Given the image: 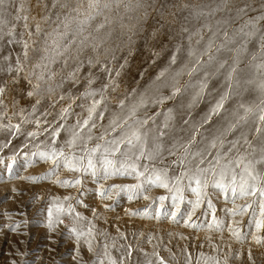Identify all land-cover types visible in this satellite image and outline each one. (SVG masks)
I'll return each mask as SVG.
<instances>
[{"label":"snow or ice","instance_id":"1","mask_svg":"<svg viewBox=\"0 0 264 264\" xmlns=\"http://www.w3.org/2000/svg\"><path fill=\"white\" fill-rule=\"evenodd\" d=\"M116 2L119 3V0ZM36 6L41 15L34 25L35 32L29 30L27 39L24 38L23 32L17 38L15 25L9 27L6 33L3 32V27H0V37L6 35L8 45L22 47V52L15 53L14 63L11 52L0 56V73L11 77L9 81H0V95L9 90V84L13 86V90L19 88V94L12 97L11 114L8 113L4 100L0 99V107L3 109L0 111V133L5 135V139L0 141V165H4L11 174L21 158L24 167L36 157L51 161L57 167L63 163L65 168L74 169L77 175L71 180L58 179L56 183L74 185H82L83 180L79 175L81 172L90 174L94 180L100 179L101 175L105 179L115 175H135V184L97 185L95 192L101 197L108 193L115 199L122 189H135L142 193L145 186L162 187L171 195L169 219L174 220L182 213L181 205L186 201L184 223L196 227L199 225H194L191 217L203 201H207L208 208L213 212L216 210L209 198V189H218L225 195L230 191L233 202L239 197H245L246 200L242 204L234 203L233 207L226 209L227 213L233 217L250 213L248 220L253 232L252 238L259 242L257 230L264 228V167H260L264 166V0H260L258 10L253 8L249 0H219L207 12L202 7L191 6L189 16L184 18L179 30L181 39L187 40V46L175 43L165 65L156 72L143 90L136 87L130 91L126 89L125 93L118 97L110 96L109 90L116 92L117 81L128 68L127 57L118 60L115 48L104 47L111 34L103 32L105 24L109 22L107 18L103 22L95 23L94 29L89 30L97 17L104 15L106 9H111L112 0H86V4L84 0H76L75 4L70 0H37ZM138 7H143L145 12L133 27L141 31H147L150 27L153 36L163 33L165 24L160 20L148 23L147 26L145 22L150 19L147 12L149 7L159 13L162 20L165 5L156 8L155 5L138 4ZM182 7L189 8V5ZM124 8L128 9L129 5L125 4ZM22 9L23 5L16 8L17 20L21 19L19 13ZM209 12L213 15L226 12L228 15L216 19L215 27L202 25L210 29L211 35L203 43V47L199 48L197 45L201 44L203 37L197 39L195 45L193 37L199 34L200 29L191 32L185 25L190 19L207 17ZM249 12L257 14L249 15ZM7 13V0H0V26L8 24L4 18ZM23 19V28L28 29L27 15ZM41 21L43 25H47V30ZM235 21L242 22L236 25L230 35L228 26ZM218 34L222 35V41L217 40ZM237 38H240L239 43L229 48ZM131 43L130 36L127 45L130 46ZM250 43H254L256 47L251 53L246 69H254L259 75L257 87L260 91V102L239 103L229 109L226 101L239 95L244 87L253 83V79L241 80L237 76L241 71L238 68L241 53L248 51ZM102 47L103 62L100 53ZM213 48L215 53L211 51ZM221 50L232 53L230 65L217 58L216 54ZM30 52L36 56V60L29 70ZM151 55L155 60L160 53L154 49ZM203 56H207V59H201ZM61 60V67L54 70V66ZM214 62L215 71L205 70ZM96 65L106 73L98 86H94L98 79L94 71ZM86 66L88 71H82ZM223 69H226L224 77L227 87L213 97L214 102H210L198 118H193L191 109L211 88L209 78ZM137 71L141 77L144 76L143 69ZM200 72H203V75L193 80L194 74ZM184 73H187L188 79L181 85L179 80ZM82 80L83 89L73 95L72 87L80 85ZM21 81L26 82L23 87ZM66 86H71L68 92L63 91ZM164 89L168 90L167 94ZM56 92L59 94L53 95ZM186 94L187 103H181L180 107L188 110L187 118L183 114L177 118L175 100L182 99ZM46 97L49 101L48 107L64 99L69 102L58 111L50 113L48 107H45L44 111L40 112ZM78 97L86 103L80 105L82 112L74 114V122L67 123L69 115L73 114L74 101ZM21 100L24 101L23 105ZM166 101H173L174 106L167 107ZM150 106H157L156 110L149 113L147 109ZM5 116L8 117L6 123L3 119ZM14 116L19 117L18 122H13ZM49 116L54 118L49 120ZM104 120L107 122L104 123ZM178 122L179 128L176 127ZM28 124L33 125L30 130L23 127ZM97 128L100 129L99 134L95 131ZM42 133L44 139H38ZM230 134L233 137L231 140L228 139ZM249 134L259 140L260 155L256 158H252L256 147L248 139ZM17 137L22 139L18 147L12 148V140ZM93 140L95 143H92ZM241 141L244 145L252 147V152H241ZM5 150H8L7 155L4 154ZM165 153L175 157L170 163L179 166L178 172H170L167 167L158 168L155 164H149V161L155 160L163 162ZM24 178L37 179L35 176ZM186 190L191 193V197L186 198ZM128 198H133L130 193ZM145 199L149 197L146 196ZM155 199L164 201L166 197L162 195ZM71 200V196L63 197L66 206L58 203L56 209L57 217L65 211L71 216L72 223L67 227L69 238L74 241V264H88L82 254L85 248L91 254V264H124L125 256L130 261L132 245H117L116 240L110 239L106 231L97 233L92 219L76 211ZM76 203L83 205L84 201L77 199ZM92 211L95 213L94 208ZM156 213L159 217L160 205H156ZM84 220H87V227L82 224L78 227V222ZM214 220L215 217L209 221V227ZM57 223L63 221L57 219ZM238 223L239 221L230 220L229 230L239 240L242 238L240 230L234 227ZM47 227L49 231L54 230L51 204L48 207ZM117 232L119 238L124 237L119 230ZM97 235L103 237V241L94 245ZM149 239L151 240V237ZM98 247L103 249L100 254L96 251ZM113 249L120 253L119 257L113 256ZM140 251L146 257L143 264H152L151 257H155L158 264H167L155 250L150 254L142 248ZM188 259L190 261V258ZM211 260L210 257L205 258V264H209ZM12 264H15V261ZM21 264L26 262L22 261ZM216 264L220 262L216 261ZM224 264H227V259Z\"/></svg>","mask_w":264,"mask_h":264},{"label":"rangeland","instance_id":"2","mask_svg":"<svg viewBox=\"0 0 264 264\" xmlns=\"http://www.w3.org/2000/svg\"><path fill=\"white\" fill-rule=\"evenodd\" d=\"M70 2L75 4L76 0H70ZM218 2L219 0H119V3H117L116 0H112L111 9H106L104 15L97 17L89 29L91 31L94 29L95 23L103 22L107 18L109 22L105 24L103 32H110L111 34L105 41L104 47L115 48L118 60H124L127 57L128 68L125 74L117 81L116 92L112 93L109 90V95L118 97L123 95L126 89L130 91L134 87L143 90L156 72L165 65L173 45L182 43L185 47L187 46V40L181 39L179 30L185 16H189L191 12V6L202 7L207 12ZM249 2L252 3L253 8L258 10L260 0H249ZM84 3L86 4V0H84ZM125 4L129 5L128 9L124 8ZM138 4L155 5L156 8H160L162 4L165 5L163 7L164 17L162 20L159 13L154 12L153 8L149 7L147 12L150 19L145 22V26H147L148 23H155L156 20H160L161 23L165 24L163 33L153 36L150 27L147 28V31L137 30L133 27L143 17L145 12V9L138 7ZM19 5H23V9L19 13L21 19L17 20L16 8ZM36 5L37 0H7L8 13L4 18L8 21V24L0 26L3 27V32L6 33L9 27L15 25L17 38L23 32L24 38L27 39L29 30L33 33L35 32L34 25L41 15ZM183 5H189V8H183ZM248 14L256 15L257 13L249 12ZM25 15L28 17V29L23 28L25 23L23 17ZM226 15H228L226 12H217L215 15L209 12L207 17L201 16L198 19H190L185 25L189 28V31L195 32L200 29L199 34L193 37V44L195 45V41L203 37L201 44L197 45V47L202 48L203 43L211 35L210 29L202 27V25L209 24L215 27L216 19ZM175 22L178 23L176 24ZM241 22L235 21L228 26L227 30L230 35L235 30L236 25ZM41 23L43 25L42 21ZM43 26L47 30V25ZM184 35L186 36L187 33ZM130 36L132 43L129 46L127 41ZM7 39L6 35L0 37V56L11 52V59L14 63L15 53L18 51L22 52V47L20 45H8ZM239 39L237 38L234 43L230 44L229 48L235 47L239 43ZM217 40L222 41V35L218 34ZM255 47L254 43H250L248 51L241 53L238 65L241 71L237 73L241 80L253 79V83L244 87L239 95L233 96L229 101H226L229 109L239 103L258 104L260 102V91L257 87L259 75L254 69H246ZM154 49L160 53L155 60L151 55ZM211 51L215 53L214 48ZM100 53L103 62V47L100 49ZM216 55L219 60H224L226 64H231L232 53L230 51L221 50ZM201 59L206 60L207 56H203ZM35 60L36 56L30 52L29 70ZM61 64L62 60L54 66V70L61 67ZM138 69L144 70L143 77L139 75ZM205 70L209 72L215 71V62ZM82 71L87 72V66ZM94 71L98 76L94 86H98L106 73L99 69V65L94 66ZM225 71L226 69H223L217 75L209 78L208 83L211 88L208 89L207 95L191 109L193 118H198L208 108L209 103L214 102L213 97L221 89L227 87L224 77ZM202 75L203 72L194 74L192 79H198ZM10 79L11 77L8 74L0 73V81H9ZM58 79L59 76H57ZM187 79V73H184L180 77L179 83L182 85ZM25 84L26 82L21 81V87ZM83 86L84 81L82 80L80 85L72 87V94L76 95L79 90L83 89ZM70 87L66 86L63 91L68 92ZM163 91L165 94L168 92L167 89ZM17 94H19V88L13 90V86L9 84V90L0 95V99L4 100L5 105L8 107L9 114L13 112L12 97ZM58 94L59 92H56L53 95ZM68 102V99H64L52 107H48L49 101L46 97L39 111L42 112L45 107H48L49 112L52 113L58 111L60 107ZM20 103L23 105L24 101L21 100ZM85 103L86 101L79 97L74 101L73 114L69 115L67 123L74 122V114L82 112L80 105ZM181 103H187V94L182 99L175 100L177 118L181 114L187 118L188 110L181 108ZM165 105L167 107L174 106L173 101H166ZM156 107L150 106L147 111L151 113L156 110ZM2 110V107H0V111ZM37 115H39V112ZM53 118V116H49V120ZM3 119L6 123L8 117L5 116ZM18 121L19 117L14 116L13 122ZM106 122L104 120V123ZM23 127L30 130L33 125L28 124ZM176 127H180L179 122ZM246 128L247 126L245 125ZM95 131L99 134L100 129L97 128ZM179 134L184 135V133ZM232 138L230 134L228 139L231 140ZM4 139L5 135L0 133V141ZM21 139L22 137L14 138L12 140V148L18 147ZM38 139H44L43 133ZM248 139L256 147L252 157L256 158L260 155L259 140L255 139L251 134H249ZM92 143H95V140ZM149 146L151 145L149 144ZM239 147L241 152H252V147L244 145L243 141L240 142ZM4 154L7 155L8 150H5ZM174 158V156H168L165 153L163 162L155 160L149 161V164H155L158 168L167 167L170 172L172 170L178 172L179 166L170 163ZM49 169H52V171H49ZM76 175L77 173L74 169L65 168L63 163L57 167L51 161L40 160L39 157L34 158L33 162L27 167L23 166V159L21 158L17 161L11 174L8 173L4 165H0V264H12L13 261H15V264H21L22 261L26 262V264H74V241L69 238L67 227L72 223L71 216L65 211L57 217L56 205L60 203L66 206V202L63 201L65 196L72 197L70 202L76 211L92 219L97 233L106 231L107 236L110 239H115L117 245H132L131 260L129 261V258L125 256L124 264H143L146 257L140 251L141 248L149 254L154 250L157 251L167 264H186V261H188V264H205V258L209 257L212 258L209 264H216V261L224 264L225 259H227V264H264V228L257 230L256 235L260 237V241L257 242L252 238L253 232L248 220L250 213L233 217L226 211L227 208L233 207L234 203H244L245 197H239L233 202L230 191L225 195L219 192L218 189L210 188L209 198L213 202L216 209L215 212L208 208L206 200L203 201L191 217L194 225H199V227L188 226L183 220V212L187 208L186 201L181 205L182 213L178 214L174 220L169 219L171 216V195L167 189L159 186H145L142 193L135 189H122L116 198L112 199L108 193H105L102 197L99 196L95 192L96 186H109L113 183L135 184L137 182L135 175H115L106 179L101 175L100 179L94 180L90 174L81 172L79 175H81L83 180L82 185L56 183L58 179L61 181L71 180ZM32 176L37 177V179L24 178ZM129 193L132 195V199L128 198ZM162 195L166 197L164 201L155 199ZM185 195L186 198L191 197V193L187 190ZM146 196L149 199H145ZM77 199L83 200L84 204H77ZM50 204L53 211L54 230L52 231H49L47 227L48 207ZM106 204L109 207L105 208L104 205ZM156 205H160L159 217H157ZM93 208L95 213L92 211ZM145 209H147V212H145ZM213 217H215V220L212 226L209 227V221L213 220ZM57 219L62 220L63 223H57ZM230 220L239 221L234 227L239 228L241 239L238 240L236 235L229 230ZM80 224L86 228L87 220L78 222L77 226L79 227ZM217 224H219V227H217ZM117 230L124 234L123 238H119ZM149 237H151V240ZM102 241L103 237L97 235L94 245ZM96 251L100 254L103 249L98 247ZM249 252H251V259H249ZM82 254L84 261L91 264V254L87 252L86 248ZM112 254L115 257L120 255L115 249L112 250ZM188 258H190V261ZM151 259L152 264H158L155 257H151Z\"/></svg>","mask_w":264,"mask_h":264},{"label":"bare ground","instance_id":"3","mask_svg":"<svg viewBox=\"0 0 264 264\" xmlns=\"http://www.w3.org/2000/svg\"><path fill=\"white\" fill-rule=\"evenodd\" d=\"M174 14H175V13H174ZM187 15H188V14H187ZM173 16L175 17V15H173ZM174 17H173V18H174ZM179 17H180V16H179ZM185 17H186V16H185ZM173 20H174V19H173ZM179 22H180V21H179ZM175 23H176V22H175ZM177 23H178V22H177ZM177 23H176V24H177Z\"/></svg>","mask_w":264,"mask_h":264}]
</instances>
